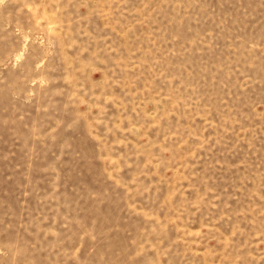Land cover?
<instances>
[{
    "label": "rangeland",
    "instance_id": "obj_1",
    "mask_svg": "<svg viewBox=\"0 0 264 264\" xmlns=\"http://www.w3.org/2000/svg\"><path fill=\"white\" fill-rule=\"evenodd\" d=\"M0 264H264V0H0Z\"/></svg>",
    "mask_w": 264,
    "mask_h": 264
}]
</instances>
